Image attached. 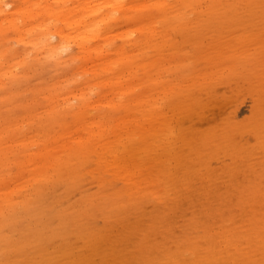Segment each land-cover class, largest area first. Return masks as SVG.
I'll use <instances>...</instances> for the list:
<instances>
[{
    "label": "bare ground",
    "instance_id": "bare-ground-1",
    "mask_svg": "<svg viewBox=\"0 0 264 264\" xmlns=\"http://www.w3.org/2000/svg\"><path fill=\"white\" fill-rule=\"evenodd\" d=\"M241 3L245 10L240 8ZM262 5L264 0H0V107L11 102V107L15 106L11 112L6 104L12 113L7 112V118L0 114V262L15 261L17 255L24 257L33 251L32 255H39L43 263L39 252L45 248L44 252L50 249L45 256L47 264H52L61 258L59 252L65 253L73 245L69 241L71 234L74 243L84 247L77 253L84 252L91 264L92 256L103 251L101 242L116 234L113 228L109 237V231L87 226L89 222L84 223L86 227L78 225L82 220L79 218L94 217L91 213L100 212V217L104 215L102 221L108 219L107 226L110 218V226H116L114 217H121L122 221L121 215L124 218L134 212V220L135 212H150L145 209L147 196L157 197L162 206L152 208L150 215L154 219L147 227L141 226L140 230L136 225L134 230L132 225L129 229L126 223L122 226L131 234L139 229L137 239L131 238L134 245L127 242L131 244L128 259L134 258L127 264H134L133 261L251 264L260 261L259 258L263 262L264 10L259 9ZM257 12L260 17L255 19L252 16ZM242 13L251 18L244 19ZM194 20H200L201 24ZM195 23L197 27L193 26ZM225 31L229 35H224ZM209 32L221 37L216 35L204 42V34L209 36ZM177 34L182 40L173 37ZM177 39L183 42L182 48L191 45L189 52L185 47L186 51L178 55L182 48ZM11 43L21 48L12 47ZM137 46L143 52L151 50L150 57L141 56L148 60L145 63L137 61ZM165 47L168 53L163 52ZM66 61L76 66L70 68L66 77H60L61 80L65 77L64 81L55 83L61 75L54 72L60 71L58 66ZM47 63L53 64L52 73L58 77L53 75L54 84L50 80L51 84L45 82V86L40 81L37 84L38 88L43 85L42 89L37 90L36 85L30 89L35 90L36 102L25 98L27 92L22 95V90L20 98L28 100H23L24 104H19L20 98L18 103L16 96L8 95L14 88L16 92L19 89L16 83L13 91L7 88L12 80L15 82L17 77L19 82L29 67L35 70L36 65H43L45 69ZM66 65L64 69L68 70L70 66L67 69ZM188 66L191 75L184 78L185 83L183 77H177L174 84L164 80L167 71L176 73ZM241 68H254L252 79L258 84L253 89L256 103L251 105L252 114L244 119L254 143L244 144L236 138L243 122L234 121L231 112L220 122L217 118L205 119L209 124L214 122L205 130L197 126L184 129L182 120L194 112L202 97L216 95L219 90L216 83L228 75L238 76ZM125 71L134 77L139 73L148 75L145 82L157 93L150 94L147 103L137 96L136 90L131 95L125 93L122 90ZM39 72L25 75L39 77ZM38 97L44 98L43 105ZM131 102L135 105L134 114L143 115L141 119L129 116L126 104ZM125 109L127 115H123ZM20 112L24 114L22 119L18 117ZM31 124L38 128L34 135L21 129ZM56 125L59 128L55 129ZM215 147H223L231 160L218 170L210 166V159L217 156L212 153ZM87 172L92 173L99 190L85 198L80 211L74 214L59 211L50 217L52 225L48 233L39 229V223L19 237L8 233L11 230L18 233L21 218L28 217L26 213L32 212L40 219L43 206L34 193L42 192L47 182L69 174L70 188L79 189ZM242 177H247L248 183ZM220 184L231 187L220 188ZM234 192L238 201L231 198ZM176 206L184 209L188 220L184 224L186 233L177 237L171 236L173 228L169 227L173 225L166 227L162 218ZM234 207L237 212L232 210ZM231 210L234 214L228 213ZM217 223L223 228H234L233 236L219 239L211 234L209 229ZM116 240L123 246L121 236ZM56 242L60 247L51 249ZM79 262L75 254L70 264Z\"/></svg>",
    "mask_w": 264,
    "mask_h": 264
},
{
    "label": "rangeland",
    "instance_id": "rangeland-1",
    "mask_svg": "<svg viewBox=\"0 0 264 264\" xmlns=\"http://www.w3.org/2000/svg\"><path fill=\"white\" fill-rule=\"evenodd\" d=\"M8 1V0H7ZM262 6H264V5H262ZM260 7L259 9H260V11H263L264 10V8L263 7ZM240 8L242 9V10H245V7H244V5L241 3V5H240ZM262 8V9H261ZM258 9V10H259ZM258 13H260V12H257V13H255L252 17L253 18H255V19H257L258 17H260V15L258 14ZM243 14V18L244 19H249V18H251V17H249L247 14H245V13H242ZM239 16H240V14H239ZM237 17V16H236ZM195 18V17H194ZM240 18H241V16H240ZM201 20V22H204L203 20H202V18L200 19ZM200 20H194V22H199ZM193 22V23H194ZM197 23H195L193 26H196L197 27ZM198 24H201V23H198ZM199 26V25H198ZM191 27V26H190ZM235 31H237V30H235ZM234 33V31H231V33ZM210 33V32H209ZM227 33H229V32H224V35H226ZM230 33V34H231ZM212 34H215V32H212ZM211 33H210V35H212ZM205 36H204V42L208 39V40H210V39H213V37L214 36H218V34H216V35H212V37L211 38H209L210 37V35L207 37L206 36V33L204 34ZM223 35V34H222ZM223 35V36H224ZM227 35H229V34H227ZM174 36H176V38H179L180 40H182L181 38H182V36H179L178 34L177 35H173V37ZM179 36V37H178ZM220 36V35H219ZM219 36H218V38H219ZM222 36V37H223ZM181 37V38H180ZM221 37V36H220ZM227 37H229V36H226V38ZM207 38V39H206ZM217 37H215V39H216ZM230 38V37H229ZM178 40V39H177ZM176 40V41H177ZM180 40H178L179 42H180V48H182L181 47V44L183 43L182 41H180ZM208 40L206 41V42H208ZM182 42V43H181ZM11 45H13L12 47H17L16 49H20L21 48V46H18L17 44H15V43H11ZM189 46V47H188ZM185 47H186V49H188L187 51L189 52V49H191V45H189V44H185ZM185 47L184 48H182V50H180V51H182V52H178V55H180L181 53H183L184 51H186V50H184L185 49ZM142 47H136V51H137V61H143L144 63L146 62V61H148V60H145V59H142V55H144V56H146V57H150L151 56V50H149V51H147V52H143V50L141 49ZM164 53H168V49H167V47H165V49H164V51H163ZM65 54V55H64ZM63 55L64 56H66V54H67V52L66 53H64ZM63 56V58H65ZM111 56H114L113 54H109V57H111ZM66 59V58H65ZM150 60V59H149ZM67 63H70V61H66V64ZM72 63V64H71ZM70 64H68V65H66L65 63L64 64H61L60 66H58V68H59V70L60 71H55V69L53 68V67H51V65H53L52 63H49V66H48V63H47V66H45L46 68V72H45V69H44V67H43V65H42V67H41V65L38 67V65H36L37 66V69H39V70H42V71H40L41 72V74H40V72H39V74L38 75H40L39 77L37 76V75H35L33 78H31L32 76H33V71H34V74L36 73H38L37 72V69H35V70H33V66H32V69H31V67H29V70H27L26 72H28V73H30L29 75H32L31 77H27V75H25V73H23L24 75H23V80L21 79L20 81L19 80H17V81H19V82H16V78L14 79L15 80V82L12 80V83H10V85H11V87H7V88H11L12 90L11 91H13V87H14V83H16L17 85H15V87L17 86V88H19L18 90H17V92H19V90H20V92L18 93V96L19 95H21V90H22V95L23 94H25L26 92H27V94H25V98H27L28 100H32L33 102H36L35 101V98H34V89H33V91H30V89L32 90V88H34L35 87V85L37 86V88L39 87V82L41 81L42 83L41 84H43V83H45V82H49V84L48 85H50L51 83H50V80L53 82V84H54V82H55V80H54V78L57 76V75H61V76H59V78L60 77H62V76H67V74L70 72L69 70H72L75 66H76V63L75 64H73L74 62H71ZM196 63V62H195ZM44 65H46V64H44ZM66 65V68L67 67H69V69L68 70H66V69H64V66ZM73 65V66H72ZM72 66V67H71ZM40 67H41V69H40ZM47 67H48V69H47ZM63 67V68H62ZM197 66H195V68H196ZM49 68H51V69H49ZM70 68H72V69H70ZM185 68V67H184ZM188 69H183L182 68V70H179V71H177V69H176V71L178 72H176L175 70V72L176 73H174V72H172L171 70H169V71H167L166 73H164L163 74V77L165 78H163L164 80H171V82H169V84L171 83V84H174V82L176 81V79H178L177 77H183L182 78V80H184V83L186 82L185 81V79L184 78H186V79H188L189 77L188 76H190L191 74H190V67L188 66L187 67ZM194 68V67H193ZM44 69V70H43ZM65 70V72L63 71V72H61L62 70ZM181 69V68H180ZM198 69H201V66L198 68ZM31 70V71H30ZM33 70V71H32ZM49 70H50V72L52 73V72H54V73H58L57 75L56 74H54V73H52V74H50V72H49ZM54 70V71H53ZM57 70V69H56ZM192 70V69H191ZM30 71V72H29ZM189 71V72H188ZM195 71L196 70H192V72L193 73H195ZM60 72H61V74H60ZM185 72L187 73V74H185ZM254 72V68H252V69H250V68H247V69H239L238 70V73H239V75L237 76V73H235V74H233V75H228V76H226V78H225V80H220L219 82H221V83H219V82H215L216 83V86L218 87V91H217V94L216 95H213V96H206V95H204L203 97H202V100H201V103L199 104V105H197L196 107H195V110H194V112L190 115V116H187V117H185L183 120H182V126L183 127H185L184 129H187L188 127H190V126H192V127H194V126H197L198 127V129H206V127H208L209 125H211V124H213L214 122H210L211 124H209L208 122H207V120H205V119H214V118H217V120L219 119V121L218 122H220V121H222L223 119H221V118H225V116H227V114L229 113V112H231V114H232V116H233V119H234V121H236V122H243V124H241L242 125V129L240 130V131H238L237 132V134H239V135H237L236 136V138L237 139H240L244 144H246V143H254V138H253V134L251 133V132H248V126H249V124H245L247 121H244V119H247L248 117H250L251 116V114H252V112H250V110H251V105H254L256 102L254 101V98L256 97V96H254L253 95V89L256 87V86H258V84H256V82H254L253 81V79H252V73ZM64 73H66L65 75H64ZM151 73V72H150ZM185 74L184 76H182L181 74ZM21 74H22V72L19 74L20 76H21ZM190 74V75H189ZM19 75H17L18 77H20ZM53 75H56V76H52ZM124 75H125V77H126V79L124 80V86H122V90L123 91H125V93H129L130 95L132 94V92H133V94H134V92H135V90L137 91V96L138 97H143V102H145V103H147L148 102V100H149V96H150V94H152L153 95V93H157L156 91H154V90H152L151 89V87H150V85L148 84L147 85V83L145 82V78L148 76H146L145 74H142V73H139L138 75L139 76H137V77H134V75L132 74V75H130L129 74V72L128 71H125L124 72ZM181 75V76H180ZM187 75V76H186ZM25 76V77H24ZM58 77V76H57ZM65 77H64V79H65ZM188 77V78H187ZM18 79V78H17ZM54 81H53V80ZM64 79H62L61 80V78H60V80L57 78V81L55 82V83H57V82H62V81H64ZM181 80V81H182ZM174 81V82H173ZM9 82H11V81H9ZM37 82H38V84H37ZM166 82V81H165ZM14 84V85H13ZM166 84H168V83H166ZM7 85H8V83H7ZM9 85V86H10ZM19 85H21V87H23L22 89L20 88V86ZM26 85H27V87H26ZM44 85V84H43ZM43 85H41L40 86V88H38L37 90H39V89H42L44 86ZM13 86V87H12ZM45 86H47V84L45 83ZM36 89V88H35ZM8 90H10V89H8ZM25 92H24V91ZM8 92V91H7ZM16 92V89L14 88V91L12 92V93H15ZM17 92H16V94H17ZM28 92H29V94H28ZM11 92H8V95H10L11 94V96L14 98V96H16V98L15 99H17V102H18V100H19V98H20V96L17 98V95L16 94H12ZM26 95H30V97L29 98H31V96H33L32 97V99H29L28 98V96H26ZM22 98L24 97V96H21ZM36 97V100H37V102H38V99H37V95L35 96ZM39 99L41 98V97H38ZM15 99H13V101L15 100ZM21 99V98H20ZM25 100V99H21V103H19V104H24V103H26V102H23V100H25V101H27L28 102V100ZM42 99V100H41ZM40 99V101H42V102H40V103H42V105H43V103H44V98H41ZM16 102V101H15ZM9 103V102H8ZM16 104V103H14L16 106H20L19 104ZM39 103V102H38ZM7 103H5V104H1V105H3V106H1L0 108H4V110H1L0 111V114L2 113V115L4 114V116L7 118V116H8V114H7V112L9 113V114H11L12 115V109L15 107H11V105L13 106V104H12V102L11 103H9V104H7L9 107H10V111L11 112H9V107L6 105ZM127 105V108L128 109H130V111H129V116H134V117H138L139 119H141L142 118V116L143 115H141V114H134V112H133V110H134V108H135V105H134V103L133 102H131V103H127L126 104ZM6 107H8V109L6 108ZM6 109V110H5ZM131 109H132V111H131ZM4 111H6V112H4ZM4 112V113H3ZM127 111H126V109L125 110H123V115L125 114V115H127V113H126ZM6 113V114H5ZM19 113V112H18ZM133 113V114H132ZM1 115V117H3L4 118V116H2ZM7 115V116H6ZM18 115V114H17ZM24 114H21V112H20V114L18 115V117H20V119H22L21 118V116H23ZM10 116V115H9ZM204 118V119H203ZM126 125H128L129 126V124H126ZM137 125H139L140 126V124H137ZM28 127V128H27ZM35 124H34V126H33V124H31V125H29V126H24L23 128H21L22 129V131H24L26 134H28V135H34L37 131H38V128H36L35 129ZM27 128V129H26ZM57 128H59L57 125H56V127H55V129H57ZM137 128H138V126H137ZM24 129H26V130H24ZM124 129H126V128H124ZM189 130V129H188ZM39 134H41L40 132H39ZM43 136V135H42ZM41 136V138H43ZM45 136V135H44ZM24 148V147H23ZM216 151H214V152H212V153H214V154H216L217 156L216 157H214V158H212V159H210V166L212 167V168H214V169H220L222 166V164H226V163H231V160H230V155L229 154H227V153H224L223 152V150H224V148L222 147H218V148H214ZM233 150H234V147H233ZM259 154V153H258ZM23 155V154H22ZM207 156H208V154H207ZM88 174H86V175H84L82 178H81V188L79 187V189L78 188H75V189H72V188H70V180H69V174H65L64 176H62L63 178H60V179H57V178H53V180L51 179L50 180V182H47V184L45 185L46 187L48 186V185H50L51 187L53 186V188L51 189V190H49L50 188H49V186L47 187V188H45V186L43 187V193L42 192H37V193H34V195H37L36 196V198H37V200H38V202H39V204H40V206H43V208H42V212H41V215H40V219L38 220V219H36V217L32 214V212H30V213H26V215H28V217L26 216L25 217V219H23V218H21V220H20V230L19 231H21V232H19L18 231V233H17V231H16V233L15 232H12V230H11V232L9 231L8 233L9 234H15V237H19L20 236V233H22L23 235H25L26 233H28V232H30L31 230H32V228H34L35 226H36V224H38L39 223V229L43 232V233H48L49 231H50V229H51V225H52V222H51V219H50V217H52V216H54V215H56L59 211H68V212H70L71 214H74L75 212H77V211H80L83 207H84V205H85V203H86V201H85V198L88 196V195H92V194H96L97 192H98V190H99V185H98V183L94 180V179H92V173H90V172H87ZM68 175V176H67ZM66 176V177H65ZM242 181H245V182H247L248 183V179H247V177H242ZM48 183H50V184H48ZM85 184V185H84ZM196 184H199V181L196 183ZM84 185V186H83ZM224 184H220V188H227L228 186H230L231 187V185H227V184H225V186H223ZM244 185V184H243ZM83 186V187H82ZM230 187H228V188H230ZM45 188V189H44ZM46 189H48L47 191H46ZM46 192V193H45ZM45 193V194H44ZM236 192H234V195L231 197L233 200H235V201H238V198H237V196H236ZM138 195V194H137ZM43 196V197H42ZM42 197V198H41ZM182 198V200H183V202L184 201H186L185 199H183L184 197H181ZM144 200H145V202H146V206H145V209L147 210V209H150V210H147V211H150V212H146V211H142L143 213L141 214L140 212H135V213H137L136 215V219H132V218H135V215H134V212H132V213H130V215L131 214H133V215H131V217H130V215L129 214H127V217H128V215H129V219L126 217V215H124V218H123V215H121L122 216V221L120 220L121 219V217H116V219H115V217L113 218V223H115V222H117L116 224H114V225H116V226H110L111 224H112V221H111V218H110V221H109V223H110V225L109 226H107L108 225V222L106 221V220H108V219H104L103 221H102V219L104 218L103 216V214H101V217H100V212H94V213H91L92 214V216H94V217H91V215L90 216H87V217H81V218H79V220L80 219H82V220H84V219H87V220H84V221H79L78 222V225H81V226H84V227H86V225H84V223H88L89 222V224H94V226H91V225H89V224H87V226H90V227H92V228H100L102 231H104V232H106V231H109L107 234H109V237L111 236L112 237V235L113 234H111L112 232H113V228H114V232L113 233H115L116 235H117V233H120V234H118V236L120 237L121 236V239H122V244H123V246H124V248H125V250H123V246L121 245V243L120 242H118L117 240H116V238L118 237V236H113L111 239H106L105 241H106V243L104 244V242L105 241H103V242H101V246L103 245V247H101V246H99V247H101V248H103V251H102V249L100 248V251H102V253H100V254H95V255H93L92 257L93 258H91L92 259V262H91V264H106V263H108V264H123L124 263V259H126V260H129V262L128 261H125L126 262V264L127 263H130V260H134V258H130L131 257V255H130V253H128V251L130 252V250H128L130 247H131V244H132V239L134 240H136L137 239V237H136V235H137V231H139V227H141V226H144V227H142V228H145V226L147 227L149 224H150V222L151 221H153V219L154 218H152L151 217V211L158 205V206H162L161 204H159L158 203V201H157V197H153V196H147V197H145L144 198ZM180 200V199H179ZM181 201V200H180ZM181 202H178L177 204H180ZM195 203H193V205H194ZM259 204V203H258ZM189 205H190V203H189ZM157 206V207H158ZM195 207H197V205H194ZM156 207V208H157ZM153 208V209H152ZM172 208V207H171ZM168 209L169 211H167L166 213H167V215H166V213H164V215H163V217L162 218H165V219H163L164 220V223H166V227H168V226H170V225H173V227L172 226H170L169 228H173V229H170V230H172L171 231V233H172V235L171 236H175V237H177V236H179V235H182V234H184V233H186V230L184 229V224H185V222H188V220H187V218L185 217V214H184V212H183V208H180L179 206H176L175 208H172V209ZM234 209H235V207L234 208H232V210L234 211ZM229 211L228 213H232L233 211ZM238 211V209L236 208L235 209V212H237ZM38 211V210H37ZM140 213V215H138ZM169 213V214H168ZM226 213V210H225V212H224V214ZM97 214H99L98 216H97ZM232 214H234V212L232 213ZM31 215V216H30ZM103 215V216H102ZM155 215V214H154ZM166 215V216H165ZM236 215H238V213L236 214ZM99 217V218H98ZM125 217H126V219H125ZM84 218V219H83ZM94 218V219H93ZM101 218V219H100ZM120 220V221H116V220H118V219ZM138 218V219H137ZM115 219V220H114ZM124 219V220H123ZM132 219V220H131ZM36 220H38V221H40V222H38V221H36ZM91 220H93V222L91 223ZM126 220H127V222L129 221H131L130 223H127L126 222ZM208 220L209 221H211V218H208ZM97 221V222H96ZM104 221H106V225H103L104 224ZM123 221H124V223H123ZM120 222V223H119ZM122 222V223H121ZM101 224V225H103V226H105V228L107 227V229H104V227L103 226H100V225H98V224ZM125 223L127 224V228H128V226L129 225H132L133 227H134V230H135V227H136V225H139L137 228H139V229H137L136 228V232H133L134 230H132V234H131V231H130V235H129V231H127L126 229V227L124 228L125 229V231H124V229H123V227H124V225H125ZM221 225H222V223L221 222H219ZM219 223H217L216 224V226L214 227V228H210L209 229V232L211 233V234H215V235H218V238L219 239H223L224 238V236L225 237H231V236H233V234H234V228H232V227H227V228H223L221 225H219ZM141 224V225H140ZM168 224H170V225H168ZM135 225V226H134ZM210 225H212V224H210ZM218 225V226H217ZM100 226V227H99ZM123 226V227H122ZM126 226V225H125ZM103 227V228H102ZM109 227V228H108ZM130 227V226H129ZM133 227L132 228H130V229H133ZM25 228V229H24ZM141 228V229H142ZM17 229H19V228H17ZM121 229H123V231L124 232H122V230ZM129 229V228H128ZM140 229V230H141ZM69 231V230H68ZM126 231H127V233H128V235H124L123 233H126ZM111 232V233H110ZM70 233V232H69ZM126 233V234H127ZM198 233L199 234H201L202 232H201V230H199L198 231ZM17 235V236H16ZM123 235H124V237H123ZM131 235H135L134 237L133 236H131ZM132 238V239H131ZM69 241H70V243H72L73 245L72 246H69L70 248L68 249V251L67 252H65V253H62V252H59V254L61 255V258L60 259H58V260H55L54 261V263H52V264H70L71 262H72V260H73V258H74V256H75V254H76V256H77V259H78V262H79V264H81V263H84V264H88V257L84 254V252H81V253H77L78 251H80V250H83L84 249V247H83V245H81V244H79V243H74L75 242V240H74V237L70 234V236H69ZM73 241V242H72ZM125 241V242H124ZM131 242V244L130 243H128L129 245H127V242ZM50 242H53V241H50ZM134 243H135V241H133ZM69 243V244H70ZM134 243L132 244V246L134 245ZM58 246H57V245ZM56 244H54V245H51V249H53V248H59L60 246H59V243H57L56 242ZM99 245H100V243H99ZM126 245H127V249H126ZM57 246V247H56ZM130 246V247H129ZM133 248V247H132ZM131 248V251H133V249ZM44 250H45V248H43V250L42 251H40L39 252V254H40V256H43V263L41 262V260L39 259V255H32V253H34L33 251H32V253L31 252H28V254H31V255H27V254H25V256L23 257V255L22 256H20V255H17L16 257H15V261H7V260H5V261H1L0 262V264H47V260H46V258H45V256L49 253V250L47 249V251H45L44 252ZM122 250H123V252H125L126 251V253L127 254H123L122 253ZM128 250V251H127ZM135 250V249H134ZM137 250V249H136ZM135 250V251H136ZM38 251V250H37ZM138 252V250L136 251V253ZM85 255V256H84ZM96 255H97V257H96ZM123 255H126L127 256V258H126V256L124 257ZM95 256V257H94ZM105 256V257H104ZM128 256H130L129 257V259H128ZM133 257V256H132ZM123 258V259H122ZM257 258V257H256ZM255 258V259H256ZM260 259V261L257 259V261L256 260H254L252 263L253 264H258L259 262H262V258H259ZM84 260L86 261V262H84ZM122 260H124V261H122ZM256 261V262H255ZM105 262V263H104ZM134 262V264H135V262H137V261H133ZM251 263V264H252ZM263 264H264V260H263V262H262ZM262 263H260V264H262ZM133 264V263H132ZM139 264H141V263H139Z\"/></svg>",
    "mask_w": 264,
    "mask_h": 264
}]
</instances>
